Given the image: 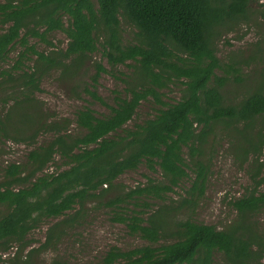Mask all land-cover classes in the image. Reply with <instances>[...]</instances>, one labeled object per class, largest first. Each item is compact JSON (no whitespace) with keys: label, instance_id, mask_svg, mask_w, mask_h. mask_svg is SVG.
Here are the masks:
<instances>
[{"label":"trees","instance_id":"trees-1","mask_svg":"<svg viewBox=\"0 0 264 264\" xmlns=\"http://www.w3.org/2000/svg\"><path fill=\"white\" fill-rule=\"evenodd\" d=\"M249 7L250 0L0 1V101L13 100L0 110V138L30 145L47 138L25 162H10L0 173V205L7 209L0 216V251L16 250L2 253L0 264H41L36 258L78 223L80 209L70 211L103 199L113 209V220L147 243L131 249L112 246L97 264H213L216 253L228 264H264V232L255 220L264 209V131L254 132L256 123L264 128V73L261 87L240 102L226 103L222 87L229 73L218 74L223 66L215 47L223 28L247 18ZM122 20L137 28L135 41L123 42ZM56 30L68 38L58 53H45L30 42L37 38L53 44L48 34ZM17 44L22 48L15 62L5 65ZM96 51L113 67L133 66L139 86L128 88L127 96L117 94L114 105L88 90L110 112L97 115L89 106L80 108L74 119L80 132L73 133L71 122L53 117L37 92L50 70H77ZM96 69L94 80L108 72L101 63ZM176 81L183 95L166 103L160 90ZM151 96L166 107L129 127ZM12 124L20 128L11 133ZM221 124L247 141L239 146V156H253L259 164L256 184L232 202L238 213L225 229L180 217L206 191L210 137ZM57 156L65 167L46 171ZM142 164L159 168L162 180L149 177L145 184L106 196L121 174ZM176 187L183 190L178 199L170 195ZM150 199L162 202L154 207ZM127 202L145 208L119 211ZM45 218L55 221L34 246L28 235ZM51 264L68 263L54 259Z\"/></svg>","mask_w":264,"mask_h":264},{"label":"rangeland","instance_id":"rangeland-1","mask_svg":"<svg viewBox=\"0 0 264 264\" xmlns=\"http://www.w3.org/2000/svg\"><path fill=\"white\" fill-rule=\"evenodd\" d=\"M121 30L123 42L135 41L137 28L122 20ZM48 39L53 44L40 41L37 38L30 39V42L35 44L38 50L48 54L58 53L68 43L66 34L59 30L50 32ZM215 47L223 66L217 71L218 74L229 73V81L222 87L226 103L240 102L255 87H261L259 78L261 79L260 75L262 72L264 73V60L261 58H264V0H250L247 18L223 28V34L217 39ZM21 48L19 44L13 48L5 65L9 66L15 62ZM36 57L34 55L33 59ZM32 60L30 64H32ZM97 63L104 65L108 72H101L94 80ZM128 63H133V61H128ZM235 69H239L238 72ZM135 74L137 75L133 66L119 64L113 67L101 51H96L77 70L64 71L61 67L50 70L42 79V91L37 92V97L53 117L60 120L68 119L71 122L69 128L73 133H77L80 131L74 123V119L80 108L89 106L95 110L97 115L110 112L109 107L95 99L88 90L95 91L108 104L114 105L117 94L127 96L128 88L139 86ZM160 92L163 101L173 104L181 99L183 85L176 81L162 88ZM149 98L141 103L137 114L129 122V127L133 128L136 123H142L144 120L154 117L160 108L166 107L157 103L154 97ZM11 104H13V100L7 104L3 100L0 101V110L5 111L6 107ZM18 128L20 126L12 124L10 126L11 133ZM259 130L264 131L260 122L256 123L254 132H260ZM245 131L251 133L249 130ZM15 134L17 133H13V135ZM210 138L213 141V148L208 156L210 175L206 191L197 206L182 211L180 217L212 224L218 229H225L236 220L238 213L232 202L256 184V180L259 178V164L253 156L247 158L239 156L237 152L241 150L239 146L246 144L247 141L241 139L238 130H226L221 124L215 128V133ZM46 139L45 136L38 137L35 143L30 145L26 142H17L12 138H0V173L3 167L10 162H25L29 151ZM260 161L264 162V150ZM64 167L62 159L57 156L46 171L53 172ZM149 177L161 181L162 175L159 168L153 171L142 164L135 170L126 171L118 177L106 196L112 197L137 185L145 184ZM182 193V187H176V190L170 195L178 199ZM104 200L89 201L83 208L76 206L70 211L73 214L80 209L78 223L67 230L66 235L56 247L43 252L36 260L41 264H51L54 259L66 261L68 264H97L112 246L131 249L146 244L147 241L139 235L131 234L125 223L113 220V209L106 205ZM150 201L154 207L162 202L155 199H150ZM144 208V206H135L133 202H127L122 204L118 210L121 212L132 211L131 209L140 211ZM6 211V207L0 205V216ZM150 211L151 208L147 210L148 213ZM255 220L259 229L264 232V209L255 215ZM54 221L53 218H45L29 233L28 238L33 239L34 246L44 240L47 228ZM15 251V249L7 252L0 251V255L3 253V257L8 256ZM222 255L216 253L213 264H228Z\"/></svg>","mask_w":264,"mask_h":264}]
</instances>
